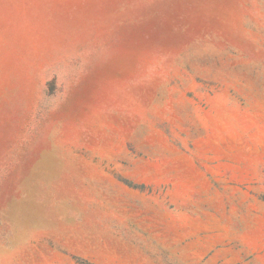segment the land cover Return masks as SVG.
Listing matches in <instances>:
<instances>
[{"label":"rangeland","instance_id":"rangeland-1","mask_svg":"<svg viewBox=\"0 0 264 264\" xmlns=\"http://www.w3.org/2000/svg\"><path fill=\"white\" fill-rule=\"evenodd\" d=\"M0 264H264V0H0Z\"/></svg>","mask_w":264,"mask_h":264}]
</instances>
